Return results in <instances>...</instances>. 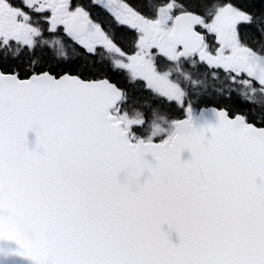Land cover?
Instances as JSON below:
<instances>
[{"label":"snow or ice","instance_id":"obj_1","mask_svg":"<svg viewBox=\"0 0 264 264\" xmlns=\"http://www.w3.org/2000/svg\"><path fill=\"white\" fill-rule=\"evenodd\" d=\"M0 264H264V0H0Z\"/></svg>","mask_w":264,"mask_h":264}]
</instances>
